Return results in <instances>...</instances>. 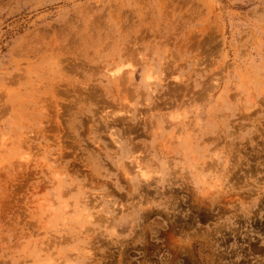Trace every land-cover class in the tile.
Here are the masks:
<instances>
[{"label": "rangeland", "instance_id": "1", "mask_svg": "<svg viewBox=\"0 0 264 264\" xmlns=\"http://www.w3.org/2000/svg\"><path fill=\"white\" fill-rule=\"evenodd\" d=\"M0 264H264V0H0Z\"/></svg>", "mask_w": 264, "mask_h": 264}, {"label": "bare ground", "instance_id": "2", "mask_svg": "<svg viewBox=\"0 0 264 264\" xmlns=\"http://www.w3.org/2000/svg\"><path fill=\"white\" fill-rule=\"evenodd\" d=\"M67 208V207H66Z\"/></svg>", "mask_w": 264, "mask_h": 264}]
</instances>
